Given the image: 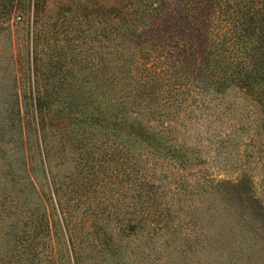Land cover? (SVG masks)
<instances>
[{
    "label": "trees",
    "instance_id": "obj_1",
    "mask_svg": "<svg viewBox=\"0 0 264 264\" xmlns=\"http://www.w3.org/2000/svg\"><path fill=\"white\" fill-rule=\"evenodd\" d=\"M49 3L0 0V264L264 221V0Z\"/></svg>",
    "mask_w": 264,
    "mask_h": 264
},
{
    "label": "rangeland",
    "instance_id": "obj_2",
    "mask_svg": "<svg viewBox=\"0 0 264 264\" xmlns=\"http://www.w3.org/2000/svg\"><path fill=\"white\" fill-rule=\"evenodd\" d=\"M65 1L50 0L44 12L45 18L54 19L56 5ZM7 44L4 33L1 32L0 51H3ZM225 100L243 103L236 93H228ZM219 168L212 163L209 170L221 176L231 174L233 170L229 168L228 171H223ZM254 174L257 181V171ZM255 187L259 191L258 185ZM231 204L233 205H229L226 210L228 217L199 224L203 232L207 233V244L201 249L202 243H199L202 252L196 257L193 253L180 251V240L129 238L124 242L128 250L115 256L105 254L102 264H264V221L240 216L238 210H241L236 207L234 201ZM217 207L221 209L222 205Z\"/></svg>",
    "mask_w": 264,
    "mask_h": 264
}]
</instances>
